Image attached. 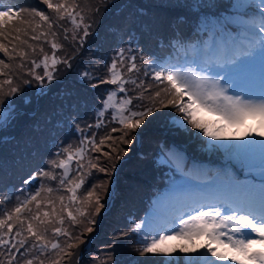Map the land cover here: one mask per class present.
I'll list each match as a JSON object with an SVG mask.
<instances>
[{
  "label": "snow or ice",
  "instance_id": "obj_1",
  "mask_svg": "<svg viewBox=\"0 0 264 264\" xmlns=\"http://www.w3.org/2000/svg\"><path fill=\"white\" fill-rule=\"evenodd\" d=\"M41 2L54 17L34 8L33 20L25 21L16 4L0 0V53H3L0 127L15 118L11 98L21 92L20 83L42 84L45 79L51 82L58 65H69L72 56L58 55L64 45L57 40L60 35L57 29L62 30L64 41L70 39L81 46L90 34L91 24L86 22L78 0ZM189 7L194 12L210 13L200 20L197 30L201 35L197 42L173 40L169 45L173 52L168 58L145 55L130 47L119 48L111 62L104 63L105 75L94 76L88 70L81 73L82 80H97L92 87L107 84L114 88L106 89L107 95L96 111L94 125L82 127L73 122L79 134L75 145L59 146L47 160V169L41 167L32 172L19 189H0V264H64L71 259L77 242L83 243L73 230L84 224V231L92 232L94 217L105 207L97 192L101 185L85 188L93 169L107 172V168L97 163L101 156L91 153L112 159V152H117L115 158L119 159L123 149H119L117 139L131 143L128 137L146 118L153 116L158 110L157 103L159 108H172L179 114L173 118L175 125L190 126L198 130L197 135L202 133L211 140L222 138L223 127L219 121L236 124L252 117L264 125V0H230L227 6L218 5L214 0H192ZM213 8L223 11L212 13ZM35 17L39 18L38 22ZM29 40H43L51 52ZM41 67L42 73L37 71ZM93 68L98 71L101 65ZM144 77L150 78L147 85ZM153 81L158 90L147 97L149 103L134 104V100L145 99V93L153 88ZM106 115L110 116L108 123L120 127H112L97 142V132L92 129H99ZM213 116L217 119H210ZM116 132L120 133L119 137L112 135ZM108 141L111 152L103 147ZM254 144L259 145L258 159L254 156ZM209 147L236 149L234 156L243 167L249 171L258 169L260 182L239 181L225 173V178L209 183L194 184L186 179L174 185L171 191L180 206L164 219L168 227H155L143 221V227L137 223L129 230L142 237L135 249L140 257L149 254L170 257L177 251L174 248L169 252L163 247L170 238L191 240L202 236L208 241L200 246L203 252L195 247L179 248L185 254L197 253L195 257L189 256L185 264H264V140ZM166 156L177 166L181 164L179 154L169 152ZM127 235V232L120 234Z\"/></svg>",
  "mask_w": 264,
  "mask_h": 264
},
{
  "label": "trees",
  "instance_id": "obj_2",
  "mask_svg": "<svg viewBox=\"0 0 264 264\" xmlns=\"http://www.w3.org/2000/svg\"><path fill=\"white\" fill-rule=\"evenodd\" d=\"M11 2L42 3L41 0H11ZM78 3H103L95 7L99 11L96 18L91 20V31L95 29L99 21L98 35L96 37L91 35L85 39L82 46L78 43L74 44L70 39L64 41L63 37H60L59 42L64 45V48L58 52V55L72 56L69 65L60 64L58 75L48 87L42 83L36 92L26 93V103H17L13 109L15 118L10 122L9 131L0 135V157L4 154L7 158L0 160V189L8 190L19 187L22 179L38 169L40 160L46 156L45 150L54 140V131L51 130L48 135L45 134V124L53 119L54 115L73 114L80 117L82 116L79 113L81 110L90 112L96 110L97 100L102 97L106 84L92 87V83H97L96 79L91 82L81 81L82 70L79 75L82 67H87L94 76L104 75L105 59L103 53L97 52L96 43L106 46L110 38L115 39L124 31L134 30L141 37L142 45L150 48L156 46L162 56H167L171 53L168 52L169 45L167 44L173 40L194 43L199 37L192 23L199 14L187 4L192 3V0H78ZM151 23L153 24L150 26ZM22 47L29 51L26 46ZM97 64L101 65V68L94 71L93 66ZM73 94H77L74 99ZM63 97H66L65 102L62 100ZM157 108L158 110L164 109L159 108L158 103ZM158 110L154 113L157 114ZM152 125L153 123L149 124L147 128L139 132L143 148L133 150L118 167L122 174L119 175L121 180L117 185H126L127 180L134 184L128 190L129 194L123 193V188L119 186L116 195H129V198L139 199L144 206L149 205L154 195H161L162 188L170 187V176L166 171L163 172L164 169L161 166H157V150L160 152L157 147L170 145L172 144L171 139L177 140L185 134L184 132H171L170 134L160 131L150 132ZM112 134L116 136L118 132ZM183 141L185 138L181 140ZM117 142L118 139L116 144ZM123 168L125 171L122 170ZM186 174H188L187 171ZM146 201L149 203L147 204ZM129 211L127 204L121 205L118 200L112 201L111 209L103 216L102 228L106 230L113 228L115 223ZM103 232L96 239L94 244L96 247H106L103 245L105 241L102 236L107 235ZM124 238L126 247L133 250V247L137 245L136 241L125 236ZM70 264H84V260L74 259L72 256Z\"/></svg>",
  "mask_w": 264,
  "mask_h": 264
},
{
  "label": "rangeland",
  "instance_id": "obj_3",
  "mask_svg": "<svg viewBox=\"0 0 264 264\" xmlns=\"http://www.w3.org/2000/svg\"><path fill=\"white\" fill-rule=\"evenodd\" d=\"M215 3H217L218 5H224L227 4L225 2H230V0H214ZM80 6L84 9L85 11V15H86V22L89 23L91 20H94V16L92 15V11H89V9H92L91 3H87L86 5H82L80 3ZM26 9L22 12V15L20 16L23 20H28V21H32L33 20V16L31 15V10L32 9H37V10H42L45 11L46 14H49L51 17H54V13H51L50 10L47 9L46 5H39L38 3H26ZM35 21H39L38 17H35ZM67 27L71 28L70 25H66ZM29 33L31 34V29H28ZM57 31L60 33V35L58 36L57 40L59 42V38L63 37L62 34V30L57 29ZM89 35H97L95 32L93 34H91V31L89 30ZM24 39H27L28 37H23ZM30 43L33 44H40V45H46L44 46L45 51L47 52H51L50 46L46 43H44L43 40L39 41V42H34L29 40ZM5 43H7V41H5ZM96 50L99 53H103L104 55V59L107 62H111V58L114 55L115 51H117L119 48H125V47H130L132 48L134 51H137L136 48H138V43H136L135 39H132L131 37H129L128 35H126V37L122 40H120L118 42V45H116V43L114 41H112L111 43H109L106 46H100L98 43H96ZM144 49V50H143ZM141 51L145 54V55H156V56H161L160 54V50L158 49V47L154 46V47H141ZM37 58L39 57V51L37 50ZM3 58V54H1V57ZM83 68V67H82ZM79 71V75L81 73V70ZM37 71L41 72L43 71L42 67L40 69H37ZM25 78H29L30 77H25ZM41 84H38L37 82L33 81L31 85H24L22 83H20V87H21V92L16 94L15 96H13L11 98V109L13 110L17 103H26L27 99L25 96H23L22 94H24L26 90H28V88L32 87H37L39 89ZM129 88H131V85H128ZM110 88H114L113 85H111ZM107 89V87H106ZM229 94H232L231 90L229 91ZM77 94H73V99L75 98ZM123 95V94H120ZM140 103H144V104H148L149 101L148 99H144L143 101H141ZM139 103V104H140ZM81 104V102H80ZM168 112H169V119H173V117L175 116V111L172 108H168ZM84 115V114H83ZM86 116V115H85ZM89 115H87L86 117L80 116V117H74L72 115L69 116H65L64 118L61 117L55 120L56 122L61 123L60 128L58 129V134L56 137V141L55 144L46 149V156L44 158H42L40 160V166L39 168L43 167L45 169H47V160L57 152V149L59 146L63 145V144H68V143H72L73 145H75L78 140H79V134L76 132L75 126H74V121L80 123V125L83 127L84 125H87L90 123V121L88 120ZM207 118V117H206ZM92 120L95 121L96 123V116L94 118H91ZM157 119L159 120V124L158 126L160 127H164L169 125L167 122V117H163V115L161 114H156L153 113V116L146 118L144 124L141 125V127L137 128L130 137H128V139H131V143H121L119 140L117 142V145L119 146V148L123 149L122 153H119V159H116V155L118 154L117 152H112V159H108L106 157H103L100 153H91L92 156H101L100 160L97 161V163H99V165L101 167H105L107 168V172H98L95 169L92 170V174L90 176L87 177L86 180V184H85V188H90L93 184H98L101 185V187H99L97 189V192L100 194L101 196V203H103L105 205L104 208L101 209V213L96 215L94 217L96 223L91 225V227L93 228L92 232H86L84 231V224L78 225L75 227V229L73 230V234H79L81 241H83V243H78V247L73 249L72 251L74 252V259H83L84 260V264H133V262H135V264H166V262H170V264H185V261L188 259L189 256L191 257H195L197 256V253L192 252V253H182L179 251V248L181 246H186L189 249L192 248H199V244H198V239L202 238L201 237H194L191 240L189 239H178L175 237L170 238L164 245L163 247H165L169 252L172 251V249H177L176 252H173L172 255L169 256H153L151 254L147 255L146 257H140L138 255V253L130 250L128 247H126L125 245V238L124 236H120L121 233H123V228H122V222L121 220L117 221L114 225L113 228H110L108 230L103 229L101 226V222L104 219V215L106 214L105 212L110 210L112 207V201L114 202L115 200H118L120 202L121 205H124V198L120 197L119 195H115L114 192V186L117 185L118 181L121 180L119 178V175L122 174L121 171L118 170V167L120 165V163L122 162V160L127 159V156H129L133 150L135 149H140L143 148L142 146V142L139 139L140 138V134L139 132L143 129V128H147L149 126V124H152V126H150V131H157V128L154 127V125L156 124ZM247 119H250V117H247ZM256 120V119H255ZM253 121L252 123L248 124V123H244V129L241 131L238 129V132H236V129H233V125H238L239 123L236 124H228L227 126V135H228V131H232L234 134V136L236 138L232 139L230 141V145H242V140H241V134H242V138H244L247 142L248 141H253L250 138V135L252 132L253 137L255 138L254 141H256V136L258 134V131H260V125H262L260 122L257 121ZM260 123V125H259ZM104 125V124H103ZM45 134L48 135L50 133V131L54 130L56 128V126H54V122L53 119H51L48 123L45 124ZM157 126V127H158ZM10 127V123L7 124L5 127H0V135L9 131ZM68 128V131L66 133L63 132V130L65 128ZM120 127V126H119ZM170 127H173L174 129H181L182 127H179L177 125H175L174 123L171 124ZM262 127H264V125H262ZM92 131L97 132V142L99 141V138L101 136L105 135V127L101 126L98 130H96L95 128L92 129ZM110 131H108L109 133ZM107 133V134H108ZM235 133H240V134H235ZM90 134V133H88ZM248 134V136H247ZM113 136H115V134H112ZM120 133L118 132V134L116 135V137H119ZM249 139V140H248ZM216 141V140H215ZM262 141V140H259ZM218 144H224L223 140H217ZM111 144L110 141L106 142V145L103 146L105 151H112V148L109 147V145ZM193 145H199L198 143L196 144H191L190 146ZM253 148L255 149L254 155H259V145L258 144H254ZM175 146H172V148L170 149L169 152H173L175 150ZM205 150L207 151V153H210V155H213L212 157L216 158L215 160V165L217 166L219 175L224 177V174L227 173L230 176H233V174H241L239 172V168L241 167V164L239 163L238 160H235L234 155L231 152H227L226 154L221 153L220 154L222 156L223 159H219L218 157H215V148L213 150H210L209 147H206ZM236 150V149H234ZM180 157H182V160H184L185 158L183 157V153H178ZM231 156L234 157L233 159V167L229 166V159H231ZM7 158L4 156V154L0 157V160H6ZM159 160H161V163L163 165L168 166L169 163H167V160H165L163 157L160 158ZM194 162H192L193 164V171L196 174L195 175V179L199 180V183H205L207 182V179H203V175L201 173V170L203 172H205L208 168V160H204V161H196L193 160ZM181 166L183 165L182 163L180 164ZM74 167V166H73ZM38 168V169H39ZM176 168V167H175ZM236 168V169H235ZM37 169V170H38ZM122 170L125 171V168H123ZM128 170V169H127ZM36 171V170H35ZM85 171H87V169H85ZM34 172V171H33ZM74 174V172H73ZM30 175V174H29ZM28 175V176H29ZM27 176V177H28ZM115 197V199L113 200V198ZM134 216H138L141 211L139 209H134ZM150 214L147 213L146 215ZM145 215V216H146ZM145 220V217L144 219ZM143 222V221H142ZM141 222V226L143 227V223ZM86 223V222H85ZM135 219L131 218L129 225L126 227V231L128 233H135V232H131L129 231L131 228L135 227ZM65 227H68V224H65ZM104 230V232H103ZM102 232L104 235L107 236H102L104 237V243L103 245H105L106 247H101V246H95L94 244L96 243V239H98V235H102ZM61 240H63V238H61ZM112 245L111 248L107 247V245ZM100 245V244H99ZM257 248H259L260 246L257 245ZM90 250V251H87ZM201 251V249H200ZM202 252V251H201ZM88 253V255H86ZM92 254V255H90ZM177 257H179V259H177ZM72 258V257H71ZM71 259L70 260H66L64 261V264H70ZM219 264V262H218Z\"/></svg>",
  "mask_w": 264,
  "mask_h": 264
},
{
  "label": "clouds",
  "instance_id": "obj_4",
  "mask_svg": "<svg viewBox=\"0 0 264 264\" xmlns=\"http://www.w3.org/2000/svg\"><path fill=\"white\" fill-rule=\"evenodd\" d=\"M87 3H83V5H86ZM94 3H91V6L93 5ZM96 4V3H95ZM95 17L97 16V12L95 13L94 15ZM106 74V70H105V73L104 75ZM106 87V85H105ZM147 96H145V99H147V97L150 95V90L148 93H145ZM133 95H136V93L134 92ZM135 102L137 101H134L133 103L135 104ZM158 114H161L163 115V117H167V122L169 125L167 126H164L163 129L169 127L171 124H173V119H169V115H168V108H164L163 110H158ZM108 119H110V116H107ZM159 124V120L157 119L156 121V124L154 125L156 128ZM190 127V126H188ZM171 128V127H170ZM191 128V127H190ZM196 131L195 129H191L189 132L185 133L184 136H182L181 138H177V140H174L172 142L175 143V147L181 152L183 153V157L185 159H187V156H188V153L187 151H190V150H195L196 148H198V145H193V146H190L191 144H196L198 143V140L195 139V135H196ZM182 133V132H181ZM185 138V141L181 142V140ZM141 140V137L139 138ZM181 160H182V157H181Z\"/></svg>",
  "mask_w": 264,
  "mask_h": 264
},
{
  "label": "bare ground",
  "instance_id": "obj_5",
  "mask_svg": "<svg viewBox=\"0 0 264 264\" xmlns=\"http://www.w3.org/2000/svg\"><path fill=\"white\" fill-rule=\"evenodd\" d=\"M232 164H233V159L231 158L229 159V166H232Z\"/></svg>",
  "mask_w": 264,
  "mask_h": 264
}]
</instances>
